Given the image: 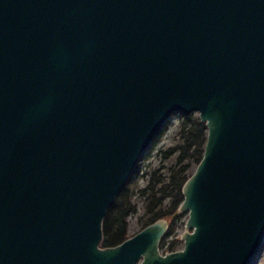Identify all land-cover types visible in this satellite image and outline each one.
<instances>
[{
  "label": "water",
  "instance_id": "1",
  "mask_svg": "<svg viewBox=\"0 0 264 264\" xmlns=\"http://www.w3.org/2000/svg\"><path fill=\"white\" fill-rule=\"evenodd\" d=\"M204 154L162 218L104 222L175 114ZM264 252V0H0V264H258Z\"/></svg>",
  "mask_w": 264,
  "mask_h": 264
},
{
  "label": "trees",
  "instance_id": "2",
  "mask_svg": "<svg viewBox=\"0 0 264 264\" xmlns=\"http://www.w3.org/2000/svg\"><path fill=\"white\" fill-rule=\"evenodd\" d=\"M181 117L183 121L178 133L181 143L164 153L165 159L175 157V163L168 168V176L165 177L161 173L163 169L153 172L147 186L139 191L144 199L145 211L141 230L162 218L173 217L183 201L182 188L192 174V167L197 166L203 157L207 141L205 125L193 114H181ZM133 177L107 214L104 222V247H115L130 237L129 218L138 212L131 190ZM179 218H172L171 227L161 242L160 249L165 252L177 250L179 240L168 239L175 236L176 222Z\"/></svg>",
  "mask_w": 264,
  "mask_h": 264
},
{
  "label": "rangeland",
  "instance_id": "3",
  "mask_svg": "<svg viewBox=\"0 0 264 264\" xmlns=\"http://www.w3.org/2000/svg\"><path fill=\"white\" fill-rule=\"evenodd\" d=\"M193 115L199 118L198 113H194ZM182 121H183V118L181 117V114H175L171 118V120L165 127L164 131L162 132L160 137L157 139V142L152 146L149 153L138 165L137 173L134 174V177L131 180V183H132L131 190L133 192V202L137 205L138 212L137 214L132 215L129 218L130 237H132L133 235L141 231V224H142V221L144 220V215H145V211L143 208L144 199L139 194V191L142 188L147 186L149 178H150V174H152L153 172L159 169L161 170L163 169L161 173L166 177L169 174L168 168L175 163V157H172L171 159H165L164 153L168 149L181 143L180 139L178 138V133L181 128ZM195 168L196 166L194 165L192 167V170H193L192 173L194 172ZM187 218H188L187 215L184 214L177 220L176 222L177 229L175 230V236H172L168 239V240H171L173 238H177L179 240V243L177 244V250H181L184 247V244L180 240V237H181V234L184 232L185 223L187 221ZM165 219H167L171 227L172 217L165 218ZM161 251L163 254L166 253L164 250H161ZM258 264H264V252Z\"/></svg>",
  "mask_w": 264,
  "mask_h": 264
},
{
  "label": "bare ground",
  "instance_id": "4",
  "mask_svg": "<svg viewBox=\"0 0 264 264\" xmlns=\"http://www.w3.org/2000/svg\"><path fill=\"white\" fill-rule=\"evenodd\" d=\"M206 128V127H205ZM207 130V129H206Z\"/></svg>",
  "mask_w": 264,
  "mask_h": 264
}]
</instances>
